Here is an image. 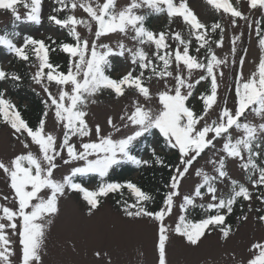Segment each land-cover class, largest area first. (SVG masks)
<instances>
[{
  "label": "snow or ice",
  "instance_id": "snow-or-ice-1",
  "mask_svg": "<svg viewBox=\"0 0 264 264\" xmlns=\"http://www.w3.org/2000/svg\"><path fill=\"white\" fill-rule=\"evenodd\" d=\"M56 2L61 7L54 11L68 7V0ZM207 3L216 10L230 13L231 18L249 20L229 0H207ZM42 4L43 0H0V9L10 11L17 24L40 25ZM248 4L251 9L264 13V0H248ZM18 5L27 10L25 16L20 15ZM77 7L87 13L88 19H77L75 15L47 17L50 23L68 29V34L73 37V43L57 45L69 56L66 70L62 71L50 62V46L44 40L31 35L21 37L19 31L0 35V46L20 61H30L36 68L31 79L46 94L42 118L37 125L30 126L0 91V123L10 126L16 140L29 149L27 154H18L7 163L0 160V171L14 193L12 199L17 205L14 209L0 205V264H13L11 257L15 255L6 230L17 237L20 264H43L41 249L46 229L51 218L59 214L60 198L67 191L83 195L91 216L101 207V198L112 193L123 196L127 189L134 200L132 203L121 202L123 214L130 221L148 219L156 225L158 264H168L167 251L173 232L190 248H199L204 239L216 231L227 241L233 232L228 217L238 206L241 223L248 222L249 215L243 213V202L251 201L255 190L264 193V56L259 59L258 71L245 78L243 66L247 50L237 56V42L243 33L231 39V61L227 57L218 58L213 44L223 46L225 28L215 23L209 29L187 0L179 3L176 0H130L127 6L119 9L116 0H105L103 4H94L93 0H71L70 10ZM143 8L150 11L141 14ZM161 14H166L169 27L173 18H181L188 28L189 38L185 39L181 32L152 30L146 23L149 16ZM236 23L235 19L231 20V26L235 27ZM256 23L259 25L260 22ZM78 25L88 30L87 37H82L76 30ZM248 27L251 29L252 25ZM129 32L132 33L130 37ZM209 33L216 34V38L212 39ZM256 33L264 51V31L258 26ZM111 34L130 38L134 46L129 47L123 40H118L113 47L102 39ZM192 37L198 46H193ZM18 39L20 43L14 42ZM169 39L175 43L174 48ZM145 45L154 46L151 56L145 51ZM202 49L203 59L200 58ZM115 57L130 60L132 65L121 78H113L109 71ZM221 66L234 74L236 99L232 108L227 106V97L221 100L218 96V78L222 79L225 74L223 70L218 71ZM197 71L200 74L194 79ZM153 78L163 85L156 94L150 91L149 82ZM8 81L19 87L22 77L0 68V82ZM202 81L206 87L201 93L197 85ZM53 84L56 92L51 90ZM126 90L135 92L137 98L131 110L119 116V123L111 116L107 117L108 132L99 123L90 124L88 108L97 103L98 94L109 92L122 97ZM154 95L157 107L146 106ZM141 97L144 103H141ZM192 98L201 101L199 112L189 104ZM213 111L215 118L211 116ZM50 112L59 125V135L46 131ZM251 114H255L260 122L250 121L248 116ZM155 134L162 136L176 150V164L166 165L155 148L151 149L152 160L134 154L142 138ZM73 137L77 139L73 140ZM30 144L38 146L36 153L30 150ZM229 160L239 163L252 190L230 176ZM200 161L209 165L211 171L205 170ZM126 163L137 167L152 164L169 167L163 207L158 210L149 207L153 196L133 182L118 183L107 179L112 170ZM64 165L73 167L69 174L57 180L54 172ZM191 175L199 177V181L191 193H182L181 185ZM88 176L99 177L95 190L78 182ZM222 186L229 188L227 195L221 191ZM8 198V195L3 196L4 200ZM256 199L260 201V208L256 210L260 214L256 219L264 223V195ZM196 208L203 209L207 215L194 220L192 212ZM174 209L177 210V221L173 228L166 223V217L171 216ZM248 211L253 209L249 207ZM250 251L254 255L246 264H264V242L254 243ZM95 255L99 257L100 253Z\"/></svg>",
  "mask_w": 264,
  "mask_h": 264
},
{
  "label": "rangeland",
  "instance_id": "rangeland-1",
  "mask_svg": "<svg viewBox=\"0 0 264 264\" xmlns=\"http://www.w3.org/2000/svg\"><path fill=\"white\" fill-rule=\"evenodd\" d=\"M46 1L43 24L38 27L34 26V24H17L11 14L6 11H0V35L4 34V30L14 29L19 25L18 31L21 33V37L24 35H31L34 38L53 36L59 39L63 37L66 34V29L59 28L47 20V17L51 15V1ZM68 1L71 4V0ZM232 1H236L238 10H242L249 17L248 21L240 18H231L230 13H225L222 9L216 10L212 5L207 3V0H187L189 6L206 26L213 20L219 19L225 28L223 46L218 47L213 44V50L218 58L227 57L230 62L232 59L230 54L231 39L243 33V36L237 42V56L242 55L243 50H247L243 75L245 78H249L253 73L258 71L259 59L261 56H264V51L259 46V39L256 33V28L259 26L256 22L260 20L263 13L259 9H251L248 0ZM104 2L105 0H93L94 4H103ZM129 2L130 0H116L117 8L127 6ZM176 2L179 3L180 0H176ZM146 11L150 10L147 8L140 10L141 14L146 13ZM26 12V9L21 10V16H25ZM70 15H75L77 19H88L87 13L79 7L74 11L70 10ZM232 19H235L237 22L235 27L231 26ZM163 20V18L157 20L154 23V29L157 31L163 29L167 33L181 32L183 37L188 39L186 25L182 23L181 18H174L171 22V27H169V22L165 23ZM249 24L252 25L251 29L248 27ZM93 28L95 29L94 23ZM76 30L82 37L89 35L88 30L83 25H78ZM131 35L132 33L129 32V37ZM102 39L113 47H115L118 40H123L129 47L134 46V42L130 38L123 37L122 34H111L109 37ZM16 41L20 43L19 39ZM168 42L172 44L173 48L175 47V43L171 39ZM144 48L149 55L153 54L154 46L149 47L145 45ZM4 50L0 52V65L1 68L8 70L9 58L7 57V52H4ZM112 63V70L115 71H112L110 74L114 78H121L132 67L130 60H125L121 57L113 58ZM173 67L175 66L173 65ZM221 70L225 74L222 79L218 78V96L221 100L227 97V106L232 108L236 99L234 95V74L226 66H221L218 69V71ZM35 71V67H29L30 80L26 87L36 92L43 103L46 94L42 91L41 86L35 84L31 79ZM199 74V71H197L194 79ZM149 83L150 91L153 94H156L158 90H162V82L158 81V79L153 78ZM3 87V90L9 92L7 83H3ZM205 87L206 83L203 81L200 85H197L198 91L201 93L204 92ZM51 90L56 92L54 84L51 86ZM136 98L137 94L132 90H126L125 95L122 97H118L114 93L109 94V92L98 94L96 98L97 103L90 104L88 108L90 124L99 123L105 132H108L109 128L105 123L106 118L111 116L119 123V116L124 111L131 110V106ZM140 99L141 103H144L143 98L141 97ZM13 100L16 103L19 102L16 98ZM189 104L197 112L200 111L201 101L199 99H190ZM146 106L157 107L155 95L154 99ZM44 109L45 105L43 103L42 110ZM211 116L215 118L216 112L213 111ZM248 119L253 123L260 122L255 114L249 115ZM45 127L46 131L59 135V125L54 122L51 112L49 113ZM125 131H130V129ZM12 132L13 130L10 126L0 127V160H3L5 163L10 159H14L16 155L27 154L29 151V149L23 147L20 141L16 140ZM76 139V137H73V140ZM30 140L31 138L29 137L28 141ZM156 142H153V145H156ZM37 148L38 146L30 144V150L33 153L37 152ZM200 165L204 166L205 170L211 171L210 166L206 165L204 161H200ZM72 167L73 165H64L58 168L54 172V177L57 180L62 179L63 176L69 174ZM228 170L232 178L238 180L240 183H246L247 176L240 168L238 162L229 160ZM138 177V174H135L133 179L137 180ZM198 181L199 177L191 175L182 183L181 192L191 193ZM221 191L226 195L229 188L222 186ZM5 195L9 196L7 200L3 199ZM13 196L14 193L9 188L3 172L0 171V205L14 209L17 205L12 199ZM177 203H179V200H177ZM258 204V200L254 195L251 201L243 204V213L249 215V220L246 223H241V220L238 218L241 215V209L240 207L238 208L234 218L239 222H237L236 228H234L227 241L222 239L219 231H216L212 235L207 236L199 248H190L174 232L171 233L167 251L168 264H246L254 255L250 251L251 246L256 242H264V223L258 222L256 219L257 215L260 214L256 211L260 208ZM59 207V214L51 218L52 222L46 229V238L41 249L43 264H158V253L156 250L157 228L151 220L139 219L135 222L130 221L129 218L124 216L123 213L119 212L111 204L110 200H106L95 211L94 215L89 216L87 202L78 192L73 191H67L66 195L60 198ZM249 207L253 209L252 212L248 211ZM176 221L177 210L174 209L172 215L166 217V223L174 228ZM6 231L9 239L13 242L12 247L15 249V255L11 257L13 264H20L21 250L17 237L12 235L10 230ZM96 252L100 253L99 257L95 255Z\"/></svg>",
  "mask_w": 264,
  "mask_h": 264
},
{
  "label": "trees",
  "instance_id": "trees-1",
  "mask_svg": "<svg viewBox=\"0 0 264 264\" xmlns=\"http://www.w3.org/2000/svg\"><path fill=\"white\" fill-rule=\"evenodd\" d=\"M52 9L51 12L52 15L57 16L58 18L67 17L69 15V7L70 4L68 2V7L64 8L62 11H54V9H58L61 7L60 4L56 2V0H52ZM45 1L43 0L42 4V11H43V5ZM235 7V4L232 5ZM19 10L23 8L22 6H17ZM2 10V9H0ZM10 12V11H9ZM43 13V12H42ZM41 13V14H42ZM147 13V12H146ZM165 17V23H168L169 20L166 16V14L161 15H150L147 20V25L154 30L153 23L159 19V17ZM174 19V18H173ZM218 21H215L213 24H215ZM212 24V25H213ZM260 28L262 31H264V24L259 23ZM155 31V30H154ZM162 31V30H161ZM219 32V30H217ZM186 32H187V38H189L188 34V28L186 26ZM68 33V32H67ZM212 39L216 38V34L209 33ZM71 35H68L61 38V39H55L53 37H49L47 39H41L44 40L47 45L50 46L49 51V59L50 62L54 63L55 65L59 66L60 70H66L69 65V56L67 53L60 50V48L57 47V45L62 43H73V39L70 38ZM193 41V46H198L195 41V37L191 38ZM52 41H55L56 43L53 44ZM55 48V51H52L51 49ZM203 52L204 50H201V59H203ZM12 57V63H11V70L8 72H15L19 74L22 77V81L20 82L19 87L13 86V82H9L10 86V95L7 97V99L11 100V102L14 104L12 98L16 97L19 100V105H15L16 108L21 112L22 117L30 124V126L37 125L38 121L42 118L43 111L42 110V104L38 96L35 94V92L27 91L25 85L27 83L28 78V67L31 65V62H25L20 61L19 59L15 58L13 55ZM1 82H0V91L1 90ZM4 92V91H3ZM26 102H29V106H25L24 104ZM5 125L3 123H0V126ZM157 137L154 135H149L147 138H143L141 142L137 144V146L134 149V154H136L138 157L146 159V160H152V153L151 149L155 148L158 155L161 156V158L164 160L165 164L168 166L174 165L177 162V152L175 149H172L162 137H160L157 141L156 146L152 144V141L156 139ZM159 150L161 152H159ZM135 173H139L140 177L136 180V182L132 181V177ZM111 182H118V183H125L128 181L133 182L137 186H139L142 190H144L147 193H150L153 196V201L149 205L154 210H158L163 206L162 198L164 197L165 193L167 192L166 182L169 180V167H164L159 164H152V166H143V167H137L135 165H132L130 163L123 164L121 166L116 167L114 170L111 171L110 175L107 178ZM248 181V179H247ZM78 182H81L83 186L87 187L89 184H94L93 189L89 190H95L99 185V177L97 176H88L83 177L78 180ZM249 183V182H248ZM250 184V183H249ZM246 185V184H245ZM251 185V184H250ZM247 186V185H246ZM253 194H255V197L259 195H264V193H261L259 190L253 191ZM227 195V194H226ZM105 198V197H104ZM104 198H101V204L104 200ZM108 200L111 201V204H113L118 211L122 212L121 202L123 200H127L129 203H132L134 200V197L132 194L128 192L127 189L124 190V195L120 196L119 193H112L109 194L107 197ZM248 201H244L246 203ZM258 203L260 204V201L258 200ZM238 206L235 208L234 212L228 217L227 222L232 225L233 228L237 225L238 220H235L234 216L238 210ZM207 215L203 209L196 208L192 212V218L194 220H198L202 217ZM234 219V220H233Z\"/></svg>",
  "mask_w": 264,
  "mask_h": 264
}]
</instances>
